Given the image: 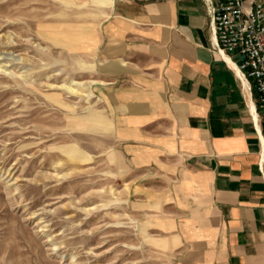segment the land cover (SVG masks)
I'll list each match as a JSON object with an SVG mask.
<instances>
[{"label":"crops","instance_id":"0c3cea01","mask_svg":"<svg viewBox=\"0 0 264 264\" xmlns=\"http://www.w3.org/2000/svg\"><path fill=\"white\" fill-rule=\"evenodd\" d=\"M216 1L114 0L98 87L157 251L170 264H264V124L253 80L217 50Z\"/></svg>","mask_w":264,"mask_h":264},{"label":"rangeland","instance_id":"374dc122","mask_svg":"<svg viewBox=\"0 0 264 264\" xmlns=\"http://www.w3.org/2000/svg\"><path fill=\"white\" fill-rule=\"evenodd\" d=\"M113 1L0 0V264H170L99 92Z\"/></svg>","mask_w":264,"mask_h":264},{"label":"built area","instance_id":"2783aa9c","mask_svg":"<svg viewBox=\"0 0 264 264\" xmlns=\"http://www.w3.org/2000/svg\"><path fill=\"white\" fill-rule=\"evenodd\" d=\"M214 22L217 50L235 57L240 75L253 80L264 124V0H217ZM260 168L264 174V155Z\"/></svg>","mask_w":264,"mask_h":264},{"label":"bare ground","instance_id":"6f19581e","mask_svg":"<svg viewBox=\"0 0 264 264\" xmlns=\"http://www.w3.org/2000/svg\"><path fill=\"white\" fill-rule=\"evenodd\" d=\"M225 56H227V55H225ZM239 71V70H238ZM243 80H245V78L243 79ZM246 81V80H245ZM70 90V89H69Z\"/></svg>","mask_w":264,"mask_h":264}]
</instances>
